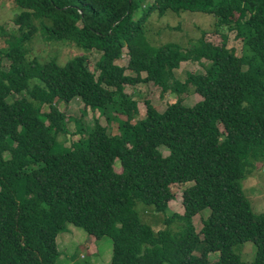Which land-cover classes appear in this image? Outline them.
Masks as SVG:
<instances>
[{
	"label": "trees",
	"instance_id": "16d2710c",
	"mask_svg": "<svg viewBox=\"0 0 264 264\" xmlns=\"http://www.w3.org/2000/svg\"><path fill=\"white\" fill-rule=\"evenodd\" d=\"M10 1L20 11L15 31L0 28V264H55L66 224L108 237L109 264H244L233 248L246 242L252 263L264 264V212L242 189L264 160V0ZM168 9L211 13L217 39L202 30L187 47L152 46L146 24ZM223 27L235 31L239 57ZM35 34L83 54L40 62L30 56ZM203 61L204 73L176 77L181 63ZM140 83L175 99L160 111L145 98L139 117L123 88ZM190 93L200 99L186 105ZM74 98L100 113L118 105V132L75 120L77 143L63 145L70 117L58 104ZM174 183H186L182 213L167 211ZM140 206L161 213L163 228L143 222ZM204 208L196 231L192 217Z\"/></svg>",
	"mask_w": 264,
	"mask_h": 264
},
{
	"label": "rangeland",
	"instance_id": "374dc122",
	"mask_svg": "<svg viewBox=\"0 0 264 264\" xmlns=\"http://www.w3.org/2000/svg\"><path fill=\"white\" fill-rule=\"evenodd\" d=\"M146 1L149 3L152 0ZM19 11L20 8L12 1L0 0V28L11 32L15 31L16 25L13 22V17ZM213 23L214 16L211 13L191 10L173 11L168 9L162 16H159L157 12L154 13L145 28L149 42L154 47H159V45L165 43H176L181 47H187L190 43L195 42L202 30L207 32V37L217 39L214 35ZM222 30L228 35V47L234 48L236 56L239 57L241 43L235 38V31L227 30L225 27ZM5 48L4 38L0 37V50H5ZM31 48L32 52L30 56L34 55L40 62L54 57L58 63L64 64L70 58L83 54L81 48L67 43L66 40L58 43H46L43 42L39 34L33 36ZM87 56L90 70L95 71V64L99 53L96 50H92L87 53ZM125 62L126 56L123 49L120 59L116 60L115 64L123 66ZM209 65L205 61L202 64L183 62L175 71V75L180 81H184L186 73H204ZM125 73L135 76V73L129 71H125ZM123 92H127L137 100V106L140 109L139 117L146 114L145 98H149L160 111L165 108L168 102L175 99L174 95H160V91L152 83H140L133 86L126 85L123 88ZM199 99L200 97L197 94L190 93L185 96L183 102L186 105H192ZM58 107L70 117L67 123L69 128L68 133L58 135V140L65 146L71 145L75 140V143H77L79 134L76 131L75 120H79L87 128L92 127L96 120L105 126L108 134H111L118 132L116 118H124V114L118 105L107 107L105 113H100L97 109L84 108L79 98H74L67 103L59 102ZM162 152L166 154V150L163 149ZM114 168L115 170L118 169L116 162L114 163ZM184 186H186V183H174L171 185V190L175 194V197L168 202V213L183 212L180 195ZM242 189L253 210L264 212V160L256 162L254 171L244 176L242 179ZM138 209L143 222L148 223L155 230L163 228L161 213L154 211L153 207L147 209V207L140 206ZM208 211V208H204L192 217V223L196 231L201 228L202 218L207 216ZM56 247L58 256L55 264H109L111 252L109 238L102 236L99 239H95L82 229L74 227L71 224H66L65 229L57 235ZM200 248L201 245H198L195 252L198 253ZM255 250V246L251 242H246L233 248L235 253L240 254L244 264H253ZM209 260H215L214 256L209 255Z\"/></svg>",
	"mask_w": 264,
	"mask_h": 264
}]
</instances>
